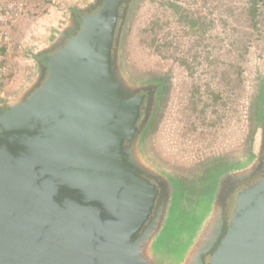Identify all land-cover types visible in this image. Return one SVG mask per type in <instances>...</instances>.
Returning a JSON list of instances; mask_svg holds the SVG:
<instances>
[{
    "label": "water",
    "instance_id": "obj_1",
    "mask_svg": "<svg viewBox=\"0 0 264 264\" xmlns=\"http://www.w3.org/2000/svg\"><path fill=\"white\" fill-rule=\"evenodd\" d=\"M135 4L60 11L0 94V264H264V151L186 180L150 154L164 94L125 60Z\"/></svg>",
    "mask_w": 264,
    "mask_h": 264
},
{
    "label": "rangeland",
    "instance_id": "obj_2",
    "mask_svg": "<svg viewBox=\"0 0 264 264\" xmlns=\"http://www.w3.org/2000/svg\"><path fill=\"white\" fill-rule=\"evenodd\" d=\"M79 1L24 0L3 94L36 69L34 46L55 31L59 12ZM125 60L133 74L154 78L164 94L149 140L158 163L186 180L252 152L248 134L264 96V0H136Z\"/></svg>",
    "mask_w": 264,
    "mask_h": 264
},
{
    "label": "built area",
    "instance_id": "obj_3",
    "mask_svg": "<svg viewBox=\"0 0 264 264\" xmlns=\"http://www.w3.org/2000/svg\"><path fill=\"white\" fill-rule=\"evenodd\" d=\"M26 15L24 0H0V94L12 78L16 55L12 27Z\"/></svg>",
    "mask_w": 264,
    "mask_h": 264
},
{
    "label": "flooded vegetation",
    "instance_id": "obj_4",
    "mask_svg": "<svg viewBox=\"0 0 264 264\" xmlns=\"http://www.w3.org/2000/svg\"><path fill=\"white\" fill-rule=\"evenodd\" d=\"M26 54L31 55V51L28 53L26 52ZM34 60L37 62L35 64V67L38 68V61H37L36 57H34ZM158 85L159 84L156 83L157 87H158ZM263 88H264V86L262 87V91H263ZM256 111H258V112L256 113V117L253 118V121L251 120L252 128L248 134L249 139L251 138V140L254 141V145L256 147L254 149V152L257 151L256 155L254 157L255 163L261 158L263 151H264V96H263V98L262 97L258 98ZM230 176H232V174ZM225 178H227L226 174H224L221 177L222 185L224 183Z\"/></svg>",
    "mask_w": 264,
    "mask_h": 264
},
{
    "label": "crops",
    "instance_id": "obj_5",
    "mask_svg": "<svg viewBox=\"0 0 264 264\" xmlns=\"http://www.w3.org/2000/svg\"><path fill=\"white\" fill-rule=\"evenodd\" d=\"M16 25H17V24H15V25L12 27V29H13ZM12 29H11V30H12Z\"/></svg>",
    "mask_w": 264,
    "mask_h": 264
}]
</instances>
